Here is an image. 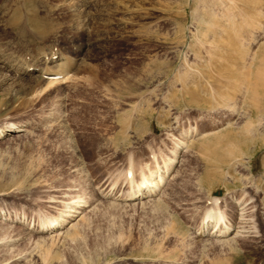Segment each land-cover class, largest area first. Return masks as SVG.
<instances>
[{
	"label": "rangeland",
	"instance_id": "1",
	"mask_svg": "<svg viewBox=\"0 0 264 264\" xmlns=\"http://www.w3.org/2000/svg\"><path fill=\"white\" fill-rule=\"evenodd\" d=\"M137 1L133 18L121 7L111 31L84 36L80 55L68 46L71 82L0 91V130L22 129L0 137V264H215L230 248L197 231L204 210L217 197L236 223L243 192L254 202L245 214L260 231L250 244L260 256L236 244L240 264L264 257V96L251 95L264 0ZM103 11L92 5L90 29L92 16L106 22ZM236 77L248 88L231 84ZM218 138L241 152L208 164L203 144ZM164 165L156 195L123 200L142 173ZM212 168L218 182L206 177ZM74 201L77 217L48 231Z\"/></svg>",
	"mask_w": 264,
	"mask_h": 264
},
{
	"label": "bare ground",
	"instance_id": "2",
	"mask_svg": "<svg viewBox=\"0 0 264 264\" xmlns=\"http://www.w3.org/2000/svg\"><path fill=\"white\" fill-rule=\"evenodd\" d=\"M2 1L4 0H0V21H2V24H0V36L7 38L12 36L15 38V40L13 39L14 41H19L18 47L23 49H21L22 51L20 52H23L25 48L30 51L28 52V55L26 51V55L24 56L23 54L15 56L14 53L16 52L17 48L15 49V52L9 51V48H11L12 45L14 46L13 40H11V42L5 39L7 42H0V91H17V88L14 87H16V85L19 83L37 82L42 83L47 87L56 83L58 84L63 80L64 82H71V80L75 77V74H73V69L76 68L77 62L66 55L68 46L74 44V47L76 48V55H80L81 48L89 46V43L84 41L83 37H86V35L90 36L93 32L92 29L99 31L100 28H103L107 32L111 31L110 18L113 14V10H118L121 9V7H124L125 11L127 12L126 14L131 19V17L133 18L134 15H136L134 12L136 5H139V1L137 0H6L9 2V8L7 9L6 3L3 4ZM93 1L94 3H92ZM112 4H116L115 8L112 7ZM92 5L101 10L106 8V11L108 12L105 14V11H103L101 12V18L98 17L100 20H106V22H104V24L102 23V25H98V21L92 16L91 20L93 22L90 29L87 22L89 21V15H91L90 13ZM93 11H95V8ZM90 37L87 39L92 41ZM0 39L2 40V38ZM27 46L31 48H28ZM57 61L59 62L55 65H51ZM257 63L255 75L256 79L254 81L252 80V85L254 84V86H251L252 89L250 88L253 90V94H251L252 97H257L256 101L258 98H261V96H264V91L262 93H258L256 87L259 83L261 88L264 87V55ZM33 70H37L40 72V74L45 75L44 78L38 79V77H36L38 74L35 76ZM60 76H62V79L58 81L57 79H59L58 77ZM236 82H239L240 85L237 86H241L242 89H246L249 86L248 83L241 84L242 82L238 78L231 82V84H238ZM5 87H7L6 90ZM233 88L236 89L235 87ZM245 93L247 92L245 91ZM258 94H261L260 97H258ZM19 128L20 127L18 126L16 128L7 127L6 129H1L0 137L6 134V132L13 131L15 129L17 130ZM249 131H251V129ZM218 141L219 138L215 141H210V144H203L202 150H204L203 153L207 156L206 158L208 159V164H214L213 162L218 163V161L224 158H229L232 156L235 157V154L241 152L240 146H236L235 143H232V140L229 141V145H227L225 142L226 145L224 146H219ZM163 167H165V165ZM168 169V167H165L163 172H156V174L150 173L146 175L142 173L141 178H139L140 180L138 182L136 181V187L134 184H132V187L134 186L135 188L133 187L134 189H131V192L129 194L127 193L128 195H126L123 200L126 201L127 199L132 200L143 197L147 198V196L156 195L155 191L158 192L159 188L162 186L164 175L165 173H168ZM213 169L214 168H212L211 171H209L210 169L208 170L209 173L207 172L206 177L209 182H218L222 174H220V170L216 169V171ZM247 196L248 194L243 192L237 198V203H242L244 206L239 204L242 207L240 206L241 212L239 213V221L236 223L229 222L226 216L219 210V199L217 197H212L210 199L211 202L209 207L204 210L203 218L200 222L202 224L198 227L197 231L203 235L206 234L209 240H215L216 243H219L223 247L227 246L230 248L227 257L219 259L215 264H240L242 262L240 255L241 252L236 250V244L238 248L240 247L244 250L249 249L248 252L245 250L247 254L246 257L250 256L249 258H254L260 256V249L250 245L252 239L257 237L260 238V231L258 230V226L255 224L254 220H248L247 215L245 214V203H254L251 200L252 198H248ZM81 203L74 201L68 204L73 207L72 210L67 215L59 217L58 219L49 223L50 225L47 226L48 231L52 228H60V226L70 222V219L76 216L77 212H80L78 209L80 210L82 207ZM211 225L215 229H211ZM247 264H254V261L249 260ZM256 264H264V257H260Z\"/></svg>",
	"mask_w": 264,
	"mask_h": 264
}]
</instances>
